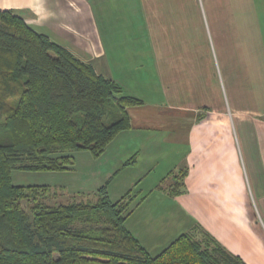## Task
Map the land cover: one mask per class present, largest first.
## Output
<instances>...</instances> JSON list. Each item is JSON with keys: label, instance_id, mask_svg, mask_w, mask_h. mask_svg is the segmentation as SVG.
I'll use <instances>...</instances> for the list:
<instances>
[{"label": "crops", "instance_id": "obj_1", "mask_svg": "<svg viewBox=\"0 0 264 264\" xmlns=\"http://www.w3.org/2000/svg\"><path fill=\"white\" fill-rule=\"evenodd\" d=\"M0 9H12L112 79L114 65L107 57L105 73L98 57L91 62L98 55L92 53L100 54L95 13L113 14L105 21L109 44L116 37L106 28L137 29L134 37L143 33L139 38L155 45L150 68L155 88L149 100L140 98L142 105L126 108L130 129L117 134L102 155L105 181L116 178L110 198L140 191L134 189L135 202L144 199L125 226L146 248L166 235L150 221L174 216L179 235L201 227L246 264H264V0H0ZM154 142L171 148L166 152L176 157L172 166L158 175L153 163L159 154L140 167V155L131 154L134 162L125 164L135 153L129 145L140 143L143 150ZM179 169L186 170L181 194L156 187ZM148 186L155 188L145 192ZM157 201L171 203L165 214L144 207Z\"/></svg>", "mask_w": 264, "mask_h": 264}, {"label": "trees", "instance_id": "obj_2", "mask_svg": "<svg viewBox=\"0 0 264 264\" xmlns=\"http://www.w3.org/2000/svg\"><path fill=\"white\" fill-rule=\"evenodd\" d=\"M142 104L21 15L0 9V264H246L208 232L201 239L181 233L152 255L125 226L144 199L134 203L132 189L112 200L105 181L87 196L48 204L51 185L13 183L14 170H72V152L98 158L130 129L126 108ZM185 173L170 172L156 187L177 196Z\"/></svg>", "mask_w": 264, "mask_h": 264}, {"label": "rangeland", "instance_id": "obj_3", "mask_svg": "<svg viewBox=\"0 0 264 264\" xmlns=\"http://www.w3.org/2000/svg\"><path fill=\"white\" fill-rule=\"evenodd\" d=\"M133 15V13H130ZM95 17L97 20L99 36H98V46L100 54L96 51L92 53L91 56H95L94 60L92 59L95 64L98 62L95 59L102 61L104 67L102 68V72L105 73V58L110 61V64L114 65L113 72L115 75V80H117L120 85L125 89L124 92L128 94H132L135 97L145 98L147 100L153 95L151 89L155 88L153 84L154 77L151 73V54L153 50H155V45L151 48L150 44L146 43L145 38H139L140 36L136 35L134 37V33H137V29H123V28H106V30H110L114 32V36L116 37V44H109L107 42L108 35L105 33V21H110L113 19L112 16L109 14L105 17V11L95 13ZM124 18V17H122ZM95 22V21H94ZM96 24V22H95ZM114 24V21H113ZM116 25V24H115ZM134 31V33H133ZM148 33V32H147ZM118 38L120 39L118 41ZM152 50V51H151ZM89 56V57H91ZM153 56V55H152ZM127 60V61H126ZM89 63V62H88ZM122 65L124 69H119V65ZM122 72V73H118ZM108 77V76H107ZM131 92V93H130ZM145 144V143H144ZM152 144V142H151ZM158 146V148H156ZM142 146L139 144L134 145L131 144L128 146L129 149L134 150L135 153H130L124 159H128L130 156L135 154V158L139 155L140 162L138 163V167L143 165L145 162L151 164L152 158L149 159L152 155H158L159 157L156 163H153L154 171H157V174L160 175L163 168L169 167L173 165V160L176 159L174 155H169L166 150L172 151L167 145L159 142L153 143V145L146 144L141 150ZM156 148V149H155ZM141 151V154L138 152ZM105 153V152H104ZM103 153V154H104ZM167 153V154H166ZM102 154V155H103ZM132 154V155H131ZM72 155L75 160L74 168L70 171H62V172H51V171H22V170H14L12 172V181L14 184L17 185H31V184H49L56 189V194L52 195V197L48 198L46 202L48 204H56L68 201L72 196L76 195L80 198V195L87 196L94 192L99 186L105 183V157L102 155L98 158H94L88 151L81 150L72 152ZM165 155V156H164ZM133 168H127L126 172ZM171 169V168H170ZM152 173V172H151ZM114 173H112L113 175ZM112 178V177H111ZM107 189L110 188V181L113 185L116 181L114 179H107ZM166 185V183H165ZM154 189L155 187H142L145 192H149L150 190ZM113 189V188H112ZM111 189V190H112ZM136 191H139L137 188H134ZM132 190V194L134 195V191ZM141 189V188H140ZM135 191V192H136ZM144 193V191H143ZM139 194L140 191H139ZM136 199V194H135ZM154 202V201H152ZM158 202L154 204L148 203L145 204V208L147 211L149 210L152 214L158 212V215L165 214L166 208L171 206V203ZM134 203L135 200H134ZM170 204V205H169ZM26 207V204H24ZM169 210V209H167ZM135 218V213L133 216ZM131 218V217H130ZM146 222L148 221L145 218ZM173 216L172 219L168 220H161L155 219L154 221H150V224L155 226L156 231L161 234L166 231V235L162 234V240L157 244L154 248L151 247L149 243H147V249L152 255L158 254L160 251L158 249L165 248L166 242L173 241L171 238L173 236H178V232L180 230V225L178 224V220L175 219ZM174 220V221H173ZM158 222V223H157ZM131 220H129L128 225L132 228ZM166 224L165 227L158 228L160 225ZM159 229V230H158ZM204 232H206L201 227H197L193 229L190 233L193 234L198 239L204 237ZM175 238V237H174ZM173 238V239H174ZM149 244V245H148Z\"/></svg>", "mask_w": 264, "mask_h": 264}]
</instances>
